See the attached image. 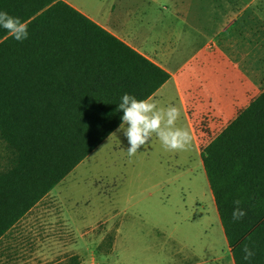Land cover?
Returning a JSON list of instances; mask_svg holds the SVG:
<instances>
[{"label": "trees", "instance_id": "1", "mask_svg": "<svg viewBox=\"0 0 264 264\" xmlns=\"http://www.w3.org/2000/svg\"><path fill=\"white\" fill-rule=\"evenodd\" d=\"M0 11L28 25L23 41L0 28L1 239L118 129L125 93L149 98L170 75L63 0ZM210 136L201 160L233 262L264 264V88ZM235 200L246 215L234 221Z\"/></svg>", "mask_w": 264, "mask_h": 264}, {"label": "rangeland", "instance_id": "2", "mask_svg": "<svg viewBox=\"0 0 264 264\" xmlns=\"http://www.w3.org/2000/svg\"><path fill=\"white\" fill-rule=\"evenodd\" d=\"M187 2L196 12L189 13L181 40L194 47L206 44L219 27L224 12L214 5L227 7L225 14L235 8L229 0ZM229 20L214 38L225 56L218 68L226 74L236 66L264 84V2ZM190 63L197 67L199 57ZM205 63L199 70L213 72ZM203 83L182 87L195 139L170 95L180 110L176 126L192 137L185 150H167L153 134L129 156L127 138L116 130L1 239L0 264H68L73 255L81 264H234L200 154L207 132L212 138L227 122L215 118L201 98Z\"/></svg>", "mask_w": 264, "mask_h": 264}, {"label": "crops", "instance_id": "3", "mask_svg": "<svg viewBox=\"0 0 264 264\" xmlns=\"http://www.w3.org/2000/svg\"><path fill=\"white\" fill-rule=\"evenodd\" d=\"M63 1L169 73V79L151 98L159 107H167L173 104L170 95L175 96L192 135L193 126L187 111L189 105L183 86L192 88L195 82L204 79L201 98L209 103V109L215 118L227 122L224 127L264 88L260 78L238 70L236 66L226 74L223 73L224 70L219 69L217 64L225 56L214 40L218 32L227 28L222 27L225 17L230 16L229 21L232 24L243 9L245 11V8L247 10L253 7L255 2L262 4L264 0H249L245 7L241 6V10H238V4L242 0H229L235 4V8L230 7L227 14V7L224 10L214 5L213 9H219L224 14L216 33L211 35L206 44L198 47L187 44L185 38L184 41L181 40L182 28L189 27L190 24L189 13L196 12L186 5L189 3L187 0H93L94 5L83 4L80 0ZM210 40H214V43L207 47ZM198 57V66H205V62H208L213 72H204L198 66L189 68L190 62ZM197 99L200 100L198 95ZM193 137L195 139V135ZM26 215L5 235H9Z\"/></svg>", "mask_w": 264, "mask_h": 264}, {"label": "clouds", "instance_id": "4", "mask_svg": "<svg viewBox=\"0 0 264 264\" xmlns=\"http://www.w3.org/2000/svg\"><path fill=\"white\" fill-rule=\"evenodd\" d=\"M0 28L7 30L14 39L23 41L28 37V25L20 17L13 16L7 11H0ZM117 111H122L121 123L117 132H123L127 138V153L129 156L136 154L146 145L153 134L161 141L162 145L170 151L185 150L191 143L189 130L176 126L180 117V110L174 105L166 108L158 107L156 101L149 97L137 99L136 96L125 93L118 104ZM241 201H234L233 220H240L246 211L240 207ZM244 259L254 256V252L244 246Z\"/></svg>", "mask_w": 264, "mask_h": 264}]
</instances>
